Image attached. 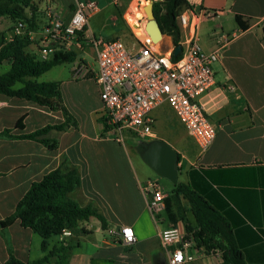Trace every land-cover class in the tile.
I'll return each instance as SVG.
<instances>
[{
    "label": "crops",
    "instance_id": "1",
    "mask_svg": "<svg viewBox=\"0 0 264 264\" xmlns=\"http://www.w3.org/2000/svg\"><path fill=\"white\" fill-rule=\"evenodd\" d=\"M77 1L84 0H34L35 20L43 28L29 33L31 40L38 34V40L43 37L49 7L59 20H67ZM90 1L97 5V10L89 16V32L104 39H120L129 29L126 16H134L143 2L157 0ZM187 2L194 12L208 14L197 20L199 44L204 51L218 48L222 35L229 37L212 66L215 85L201 97L216 131L213 143L205 151L199 152L186 131L184 141L177 146L161 137L137 138L128 131L122 132L121 141L115 140L116 135L105 131L100 119L98 86L90 77L73 79L71 64L67 78L59 81V88L62 103L76 127L48 132L47 138L57 140L54 150L32 140L0 139V220L13 212L32 182L39 181L63 162L74 168L80 179L79 187L69 197L81 206H93L104 219L105 229L94 217L80 224L87 234L74 243L68 264H167L160 232L172 223L165 212L164 216L160 213L153 217L149 211L142 187L150 178L144 179L142 168L135 161L146 143L153 139L166 142L176 151L178 182L187 181L188 170L196 172L192 174L193 183L204 189L226 216L246 264H264V0ZM236 16L245 24L244 29L236 23ZM6 19L11 24L6 28L8 32L0 30V35L9 40L15 35L17 22L0 17V29L6 25ZM188 34V29L180 28L179 43ZM163 40L166 48L163 51L174 48L170 36L163 35ZM37 46L39 42L28 48H36L39 55ZM81 54L92 63L83 57L76 60L82 59L95 68L93 51L86 48ZM228 85L231 89H226ZM85 88L89 91L83 95L80 90ZM151 114L155 119L154 133L158 131L159 121L170 126L175 122L176 116L166 103L156 106ZM21 117L23 129H15ZM62 122L59 111L0 95V132L11 129L15 135L27 134ZM186 219L193 224L189 212ZM173 225L185 230L184 220L178 219ZM121 226L132 229L135 236L132 244L124 245L108 234L107 231ZM7 234L18 260L31 262L44 256L42 239L32 230L21 227L19 221L7 228ZM69 240V236L62 234L52 236L47 240L48 250L65 246ZM192 255L189 264H218L220 258L218 253L206 254L203 250L192 251ZM7 258L6 241L0 234V264H5ZM57 262L58 258L53 256L43 264Z\"/></svg>",
    "mask_w": 264,
    "mask_h": 264
},
{
    "label": "built area",
    "instance_id": "2",
    "mask_svg": "<svg viewBox=\"0 0 264 264\" xmlns=\"http://www.w3.org/2000/svg\"><path fill=\"white\" fill-rule=\"evenodd\" d=\"M96 10L97 5L90 0L77 1L70 17L59 20L49 7L47 25L39 40L40 59H48L56 47H61L63 51H74L75 48L93 51L95 68L79 59L71 63V74L73 79L90 77L96 83L102 107L100 119L108 127L107 131L116 135L115 140L121 141L123 131L137 138H154L152 110L166 103L199 152L210 147L216 131L201 97L215 85L212 66L229 37L222 35L218 48L204 51L199 44L197 20L199 16L208 14L185 9L176 20L179 28L188 29L189 34L179 43V57L173 59L174 48L163 51L160 46L163 38L154 43L146 33L143 7L137 10L141 14L134 26L126 19L134 40L132 47L126 46L120 39H104L89 32L88 19ZM142 21L144 24L138 26ZM24 29L25 24L17 22L14 34L19 35ZM226 89H231L230 85ZM142 189L147 195V206L152 216L163 213L166 195L158 182L148 179ZM107 232L124 245L135 241L130 227L121 226ZM62 235L70 236L71 233L63 230ZM160 242L167 264H189L193 260L192 251L197 250L193 234L173 224L160 232Z\"/></svg>",
    "mask_w": 264,
    "mask_h": 264
},
{
    "label": "trees",
    "instance_id": "3",
    "mask_svg": "<svg viewBox=\"0 0 264 264\" xmlns=\"http://www.w3.org/2000/svg\"><path fill=\"white\" fill-rule=\"evenodd\" d=\"M185 9H191L187 0H157L152 2V12L162 35L170 36L173 47L179 45L180 28L177 16ZM36 5L34 0H0V17H8L14 23L22 22L25 29L19 35L6 40L0 35V65L8 61L9 68L0 74V95L33 102L50 111H59L63 122L45 125L27 134H12L11 129L0 132V139H26L40 143L49 150L57 147V140L47 138L51 130L66 131L76 127V122L62 103L58 81L38 82L37 77L53 67L71 64L77 59L75 51H63L61 47L46 60L37 59L28 53L33 43L29 33L37 30L35 20ZM236 23L245 28L238 16ZM264 35V28H263ZM179 55L174 56L177 59ZM16 85H20L16 87ZM23 117L15 123V129L22 130ZM108 127L104 125V130ZM144 146V145H143ZM141 146V148H143ZM179 171V169H178ZM193 170L187 171V181L177 182L164 199L165 214L175 224L178 219L184 220L185 231L193 234L194 246L206 254H219L218 264H246L240 247L236 243L231 224L219 208L212 203L204 189L193 182ZM80 185L77 171L63 162L58 168L43 175L39 181L32 182L28 190L16 203L13 212L0 220V234L6 241L8 258L5 264H43L56 256L57 264H68L73 245H61L48 250L47 240L61 235L63 230L71 235L86 233L81 223L94 217L106 228L104 219L91 205L81 206L69 197ZM184 203V205H183ZM186 212L193 218V224L185 220ZM15 221L23 228H28L41 239L44 256L31 262H22L14 257L9 244L7 228Z\"/></svg>",
    "mask_w": 264,
    "mask_h": 264
},
{
    "label": "rangeland",
    "instance_id": "4",
    "mask_svg": "<svg viewBox=\"0 0 264 264\" xmlns=\"http://www.w3.org/2000/svg\"><path fill=\"white\" fill-rule=\"evenodd\" d=\"M151 2L148 3H144L142 5H140L139 7H144L145 5L149 4ZM135 8V5H134ZM144 11V10H143ZM137 11H135L134 15L137 16ZM141 13V11H139ZM145 14V12H144ZM140 16V15H139ZM127 19V16H126ZM6 25L4 27H2V29L0 30H4L5 33H7L8 31L6 30L7 26H9L11 24V21L9 19H6ZM128 21V20H127ZM126 21V22H127ZM146 22V21H145ZM38 29L39 28H43L41 27V25L38 23L37 24ZM39 34L33 36V43H35V45L38 44L39 42ZM120 40L128 47H132L134 44V40H133V36L131 34V32L127 31V34H125L124 36L120 37ZM161 49L162 50H166L165 45H164V40L161 43ZM38 47V46H37ZM28 53L35 55V57L37 59H40L36 48H28L27 49ZM76 55L77 58L83 57L85 58V60H87L88 62L92 63V60L87 57L85 54H81V51L76 50ZM70 65L69 64H64V65H59L56 67H53L52 69H50L49 71L45 72L44 74H42L41 76L37 77L36 80L38 82H48V81H63L67 78L68 76V69H69ZM9 68L8 63L5 61L0 65V74L6 72ZM20 85H16V87H19ZM87 90L82 89L80 90V93L83 95L87 94ZM76 92V91H75ZM76 95H78V91L76 92ZM175 118V122L173 123V126H170V124H167L166 122H160L157 125V133H154V137H161L164 138L165 140L170 141L174 146H177L178 144H180V142L184 141L183 139V135L185 133V130L182 128V126L180 125L179 121L177 120L176 117ZM135 142H139V140L134 139ZM135 161L138 163V165H140V167L142 168V176L145 178H150L151 180H156L158 182V185L161 187V189L163 190L164 193H169L172 189V184L170 181H168L165 178L159 177L157 176L147 165H145L142 160L139 158V156L135 158ZM182 177L179 176V180H181ZM161 216H164V213H161ZM84 229V228H83ZM85 231V229H84ZM86 232V231H85ZM86 233H82L81 235H71L70 240L68 241L69 244L74 246V243L80 239V236L85 235Z\"/></svg>",
    "mask_w": 264,
    "mask_h": 264
},
{
    "label": "water",
    "instance_id": "5",
    "mask_svg": "<svg viewBox=\"0 0 264 264\" xmlns=\"http://www.w3.org/2000/svg\"><path fill=\"white\" fill-rule=\"evenodd\" d=\"M143 10L146 15V22L144 25L145 31L150 39L156 43L163 38V35L154 19L152 3L145 5ZM180 52V45L175 46L173 49V55L177 56ZM139 155L142 162L147 165L157 176L167 179L172 185L177 184L178 155L170 145L162 140L153 139L146 143Z\"/></svg>",
    "mask_w": 264,
    "mask_h": 264
},
{
    "label": "bare ground",
    "instance_id": "6",
    "mask_svg": "<svg viewBox=\"0 0 264 264\" xmlns=\"http://www.w3.org/2000/svg\"><path fill=\"white\" fill-rule=\"evenodd\" d=\"M137 13V16H130V15H127V20L130 24H132L133 26L137 23L136 22V18L139 17V15L141 14L140 12H136ZM142 23L144 24V21H142L138 26H141ZM137 32V31H136Z\"/></svg>",
    "mask_w": 264,
    "mask_h": 264
},
{
    "label": "snow or ice",
    "instance_id": "7",
    "mask_svg": "<svg viewBox=\"0 0 264 264\" xmlns=\"http://www.w3.org/2000/svg\"><path fill=\"white\" fill-rule=\"evenodd\" d=\"M179 258V257H178Z\"/></svg>",
    "mask_w": 264,
    "mask_h": 264
}]
</instances>
